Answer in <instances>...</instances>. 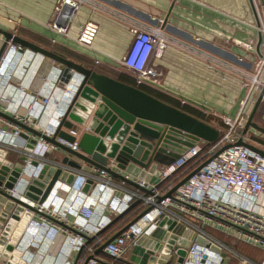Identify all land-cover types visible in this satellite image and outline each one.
I'll list each match as a JSON object with an SVG mask.
<instances>
[{
	"label": "built area",
	"instance_id": "1",
	"mask_svg": "<svg viewBox=\"0 0 264 264\" xmlns=\"http://www.w3.org/2000/svg\"><path fill=\"white\" fill-rule=\"evenodd\" d=\"M90 1L58 0L57 16L50 25V29L55 33L69 37V30L75 15ZM257 12L261 21L259 35L263 38L262 56H259L255 74L250 77L248 84L250 94L254 90L264 88V24L258 8ZM130 33L133 36L131 47L126 55L118 61V64L134 73L140 85L157 83L158 73L150 66V62L152 57L160 58L162 56L169 40L160 27H148L135 21L130 22ZM97 34L98 24L89 21L82 27L77 42L82 46L91 47ZM8 46L9 49L6 54L0 59V112L6 113L10 107L9 101L5 102L2 98L5 91L9 87L17 88L19 86V93L25 96L23 101H19V106L25 105L29 114L38 113L40 116L44 112L45 106L54 103L53 94L45 93V88H49V86L54 88V82H51V79L57 78L58 84L61 83V70L57 67L54 68L55 70L51 69L39 79L38 74H35L27 86L23 85L21 81L18 86H14L13 83L17 80L15 75L22 59L20 52L23 51V47L13 42H9ZM26 52L28 50L24 53ZM47 59L52 61L51 58ZM41 69L39 72L42 71ZM64 86L65 89L62 88L60 94L63 100L70 102L74 95L73 87ZM26 87L30 89L29 98L25 95ZM60 88L61 86H59ZM249 100L243 102V108ZM63 110L61 112L59 110L54 124L47 127L44 134L48 137L55 134V129L64 114ZM243 117H239V121L235 122L225 121L229 130L223 133L217 142L206 148L200 161L203 158L210 159L226 146L230 145L231 148L219 154L170 197H166L170 192L166 188L160 189L159 185L144 180H134L132 175H125V178L139 184L141 188L151 191L152 194L146 195L139 189L138 191L129 189L125 182H115L113 177L102 169L93 167L88 172H82L56 162L51 163V165L57 168L61 167L65 172L73 173L75 176L70 185H58L59 181L51 197L59 186L58 190L63 191L67 197L68 195L73 196V200L76 201H71V204L63 207L64 198L57 202L58 198H54L52 201L50 197L51 200L49 199L48 203L40 208L46 217L35 215L34 220L30 222L27 228L19 248L24 254L21 260L26 264H44L49 257L51 262L48 264H109L99 259L92 247L87 248V237H97L103 229L110 225L114 216L123 215L137 200L142 202L145 210L149 208L151 210L139 220L137 225L128 229L105 248V253L109 258L113 260L123 259L129 247L133 249L137 245L138 239L155 237L154 234L157 229L170 234L181 229L182 233L177 232L180 239H185L187 233L194 235L186 249V256L182 264H224L229 255L228 252L238 256V264H264V260L261 263H256L242 256L206 230L211 227L227 231L234 230L239 239L250 242L264 250V157L245 146L236 144L240 139L247 144L245 142L247 140L246 135H241L242 129L247 123ZM14 119L29 126L34 122L30 116L21 119L16 116ZM5 121H7L6 118L0 116V159L3 162L8 161L5 151L14 149L22 156L27 157V174L38 176L44 166L50 163L46 159L49 149L57 148L44 140H40L31 152H27V141L21 136L22 128L10 121L12 123L11 132L8 131V127L4 130ZM70 134L73 137H78L79 131L72 130ZM61 143L68 145L74 151L78 150L77 141L74 144H69L61 140ZM262 150L264 151V149ZM201 151L202 146H195L190 149L174 164L167 167L161 178L171 177L175 171L185 165L186 162L197 157ZM34 161L38 163L37 166L32 165ZM89 183L90 188L85 192V187ZM162 197L165 198L160 201ZM71 216L75 218L74 222L70 219ZM164 219L176 223L175 227L178 230L170 231L168 227L165 229L160 227L158 223ZM94 221H96L95 224H92ZM131 235H134V239L130 237ZM200 238L206 240V244L200 243ZM44 245L46 250L43 248ZM84 248H86L89 256L77 259ZM223 254L226 255L223 256ZM76 255L77 257H74ZM60 256H62L61 261L58 260ZM204 256L207 258L203 262ZM90 257L93 258L89 259ZM0 264H7L6 259L1 254ZM147 264L151 263L148 262Z\"/></svg>",
	"mask_w": 264,
	"mask_h": 264
},
{
	"label": "crops",
	"instance_id": "2",
	"mask_svg": "<svg viewBox=\"0 0 264 264\" xmlns=\"http://www.w3.org/2000/svg\"><path fill=\"white\" fill-rule=\"evenodd\" d=\"M57 1L0 0V30L12 33L42 49L58 53L76 64L132 86L135 81L138 84L136 75L118 64L132 44L130 22H139L148 27H160L169 43L162 56L160 58L154 56L150 62V66L158 73L157 83L147 84V88L153 93L152 96L179 109L180 107L174 103L179 104L180 102L189 105L194 109L191 114L193 117L215 127L221 133L229 130L227 126H224L227 125L226 120L239 121L241 116L248 120L252 114L264 88L254 90L250 94L248 87L250 77L255 74L258 66L257 44L260 37L259 26L250 0H91L75 15L69 30V37L55 33L50 29V25L57 16ZM255 3L264 24V9L258 0ZM89 21L98 24V34L93 45L85 47L80 45L77 39L82 27ZM0 41L1 50L5 42V37L2 34H0ZM8 49L7 45L3 55ZM26 50L28 52L24 53ZM20 54L22 59L15 75L17 80L14 81V86H18L20 81L27 86L40 68H42V72L47 73L51 69L60 67L58 62L52 59L50 61L47 59L48 57L26 47H23ZM51 82H54V88L53 86L45 88V93L53 94V102L56 104L51 103L49 106H45V110L40 116L38 113L29 114L25 105L19 106V101H23L25 97L19 93V86L17 88L9 87L2 97L5 102L9 101L10 104L9 111L4 113L6 118L13 120L16 116L20 119L30 116L34 121L30 127L45 133L47 127L54 124L56 115L59 114V110L60 112L63 110L66 103L60 94V90L65 89L63 83L58 84L57 78L51 79ZM59 86H61L60 89ZM25 95L29 98L30 89L28 87H26ZM179 97L203 105L204 108L185 102ZM247 99L250 100L243 108V102ZM168 101L171 102L168 103ZM6 120L3 129L8 127V131L11 132L12 123L8 119ZM253 121L264 129V97ZM243 131L244 129H242L241 135H244ZM22 133L27 134L30 139H34L23 129ZM246 137L245 142L254 147L258 148L261 143H264V134L255 129L251 128ZM5 153H7V160L14 163H18L22 157V154L14 149H8ZM66 156L67 154L63 151L50 148L46 159L51 164L56 159L63 160ZM134 168L140 169L138 166ZM90 170L91 168L87 164H83L80 171L88 172ZM125 175H127L126 172L123 173V176ZM132 178L140 180L133 175ZM74 179L75 177L72 180ZM113 179L117 183L121 182ZM71 183L72 181L70 183L60 181L58 185H70ZM126 187L138 191L128 184ZM58 189L59 186L51 197L52 201L54 198H58L57 202H59L64 198L63 207H67L71 201H76L73 200V196L68 195L67 197L63 191ZM98 209L100 208L98 207ZM70 219L72 222L75 221L72 216ZM78 221L80 222V219ZM162 228L167 227L162 226ZM209 229H206L207 232ZM179 231L182 233L181 229ZM168 233L157 229L155 237L149 239L156 242L158 246L162 245L165 251L168 241H164L162 237ZM187 234L186 238L182 239V246L189 243L194 236L192 233ZM210 234L214 236L212 233ZM172 235L168 234L169 239ZM178 240H180L179 237ZM182 246L180 250L187 249ZM131 248L129 247L123 258L125 261L130 262L135 258ZM153 251L155 252L153 255L155 262L152 264H164L165 261L166 264H172V261H174L173 264H177L180 257L174 256L173 253L172 260L167 261L168 256L163 251ZM150 258L151 263L152 255ZM136 259L139 262L143 261V258L138 256ZM58 260L61 261L62 256ZM263 260L252 261L261 263ZM50 262L51 260L47 257L44 264Z\"/></svg>",
	"mask_w": 264,
	"mask_h": 264
},
{
	"label": "water",
	"instance_id": "3",
	"mask_svg": "<svg viewBox=\"0 0 264 264\" xmlns=\"http://www.w3.org/2000/svg\"><path fill=\"white\" fill-rule=\"evenodd\" d=\"M254 1L256 0H250V3L260 27L261 21ZM258 1L264 9V0ZM0 34L5 37V42L0 50V59L9 42L19 44L58 62L61 70L60 82L73 87L74 95L70 102H66L64 114L52 137H48L17 120L6 118V115L0 112V116L17 124L34 137V139H30L25 133L21 135L27 141V152L33 150L38 144V140H44L55 146L57 151H63L67 154L63 160L56 159L54 162L76 170H82L83 164H87L90 168L105 170L113 178L139 189L146 195H151V191H147L134 181L126 179L123 173L126 172L127 175L131 174L140 180L160 185L166 180L161 177L167 167L174 164L193 147L215 143L222 135L221 131L215 127L136 87L76 64L62 55L42 49L12 33L0 30ZM262 42L263 38L260 35L257 44L259 56H262ZM73 82H75L74 85ZM263 97L264 89L247 120L243 131L244 135L251 128L264 134V129L253 121ZM179 98L204 108L203 105L184 97ZM72 130H78L79 136L73 137L70 134ZM61 140L69 144H74L77 141L78 150L74 151L68 145L61 143ZM236 144L245 146L264 157L262 149L246 144L242 139ZM229 148H231L230 145L218 151L178 183L166 197H170L191 177ZM26 162V156H22L18 163L3 162L0 159V254L5 257L7 264H26L21 260L24 254L19 248L30 222L34 220L35 215L46 217L40 208L48 203L57 183L59 181L70 183L75 177L73 173L65 172L63 168H57L51 164H46L38 176H30L26 172ZM32 165L37 166L38 163L34 161ZM135 166L140 169H135ZM89 188L90 183L85 187V192ZM164 198L162 197L160 201ZM139 202L137 201L133 206ZM150 210L151 208L145 210L132 223L116 233L99 248L97 253L105 252V248L109 244L113 243L128 229L137 225L139 220ZM158 225L160 227L169 226L170 231L176 229V223L167 219L162 220ZM175 232L171 239H169L168 234L162 237L164 241H168L165 251L162 245L158 246L156 242L147 237L138 239L137 245L133 248L135 258L131 259L134 262L132 264H147L150 262L151 255L153 257L151 264L154 263L155 257L153 255L155 252L153 250L163 251L168 256L167 261H171L173 253H176L177 256H180L177 264H182L186 256V249H179L183 240H178V231ZM130 237L134 239V235ZM95 238L96 236L87 237V243ZM199 241L206 244V240L203 238H200ZM183 246L188 248L189 243ZM211 247L218 250L214 246ZM225 255L223 254V256ZM136 256L143 258V261L139 262ZM79 257L80 255L77 259ZM91 258L93 257L89 259ZM206 258L204 256L203 262Z\"/></svg>",
	"mask_w": 264,
	"mask_h": 264
},
{
	"label": "trees",
	"instance_id": "4",
	"mask_svg": "<svg viewBox=\"0 0 264 264\" xmlns=\"http://www.w3.org/2000/svg\"><path fill=\"white\" fill-rule=\"evenodd\" d=\"M132 86L136 87V88H138V89H140V90H142V91H144L150 95L153 94L151 92V90H149L147 88V85H140V84L138 85L135 81V82H133ZM170 102L171 101H168V103H170ZM174 104L177 105L178 107H180V110H182L183 112H186L190 115L194 112V109H192V107H190L187 104H181L180 102H179V104L178 103H174ZM206 121H209V120H206ZM224 126L225 127L227 126L229 129L228 125H224ZM238 132H240V130H238ZM208 146H210V144L202 145V151L199 153V155L197 157H195L194 159H191L190 161L186 162L185 165H183L181 168H179L177 171H175L171 177L167 178L163 183H161L159 185V188L160 189L166 188L167 191H171L178 183H180L190 173H192L197 168H199L203 163H205V161H207V158H203L201 161H200V159L203 157L205 150ZM136 202H137V200L133 202L132 206ZM144 210L145 209L142 205V202L140 201L137 205L131 207L123 215L114 216L112 218V222L110 223V225H108L105 229H103L93 241L87 243V248L92 247L94 249V251L97 253V251L99 250V248L103 244H105L116 233H118L119 231L124 229L126 226H128L130 223H132L135 219H137L144 212ZM218 239L220 240V238H218ZM220 241H222V240H220ZM222 242H224V241H222ZM224 243L228 245L227 242H224ZM88 256L89 255L87 254L86 248H84L80 254V257H88ZM96 256L99 259H102L109 264H132L131 262L125 261L124 259L113 260V259L109 258L105 252L97 253ZM173 263H174V261H172V264Z\"/></svg>",
	"mask_w": 264,
	"mask_h": 264
},
{
	"label": "rangeland",
	"instance_id": "5",
	"mask_svg": "<svg viewBox=\"0 0 264 264\" xmlns=\"http://www.w3.org/2000/svg\"><path fill=\"white\" fill-rule=\"evenodd\" d=\"M36 74H38V79L42 77L44 72L37 71ZM224 132H222L223 134ZM264 144V143H261ZM260 144V149H264V145ZM209 232L212 233L214 236L220 238V240L227 242L229 246L242 256L248 257L252 260H255L257 262H260L264 259V250L261 247L255 246L251 244L250 242H247L245 240L239 239L236 235L237 232L234 230H220L214 227H211L209 229ZM44 250H46V246L44 245ZM229 255L226 258V261L224 264H238L239 258L236 254L232 252H228ZM175 256L176 253H174ZM175 260V259H174Z\"/></svg>",
	"mask_w": 264,
	"mask_h": 264
},
{
	"label": "flooded vegetation",
	"instance_id": "6",
	"mask_svg": "<svg viewBox=\"0 0 264 264\" xmlns=\"http://www.w3.org/2000/svg\"><path fill=\"white\" fill-rule=\"evenodd\" d=\"M174 256H175V254H174Z\"/></svg>",
	"mask_w": 264,
	"mask_h": 264
}]
</instances>
